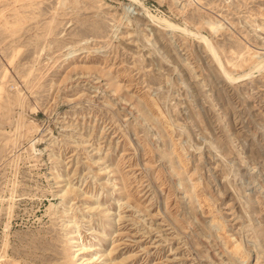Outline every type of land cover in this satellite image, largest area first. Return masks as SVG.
Masks as SVG:
<instances>
[{"label":"rangeland","instance_id":"1","mask_svg":"<svg viewBox=\"0 0 264 264\" xmlns=\"http://www.w3.org/2000/svg\"><path fill=\"white\" fill-rule=\"evenodd\" d=\"M255 51L264 0H0V264H264Z\"/></svg>","mask_w":264,"mask_h":264},{"label":"bare ground","instance_id":"2","mask_svg":"<svg viewBox=\"0 0 264 264\" xmlns=\"http://www.w3.org/2000/svg\"><path fill=\"white\" fill-rule=\"evenodd\" d=\"M61 1V0H60ZM61 4V3H60ZM147 11V14L149 15V20L153 21V22H156L158 23V25L162 26L163 28H172V29H175V30H181L183 31L184 33L186 34H190V35H194L196 37H199V39H202L204 41V43L209 47L210 49V52H212V54L214 55V57L217 59V61H219V55H217V51H215L216 49L213 48V46L211 45L210 41L208 40V38L205 36V35H202L200 32H193L187 25H184V26H180L178 24H176L175 22L169 20L168 18H166L165 16H162V15H156V14H153L151 12H149L147 10V8L145 9ZM210 18V17H209ZM204 19V18H203ZM211 19V18H210ZM215 20V19H214ZM5 21V20H4ZM217 22V20H216ZM216 22L212 21V20H204V23L212 30V31H217V29L219 28V24H217ZM221 27V26H220ZM82 48V47H81ZM255 49V48H254ZM245 50V49H244ZM209 51V50H208ZM258 51V49H257ZM256 52V51H255ZM68 53V52H67ZM241 55V54H240ZM250 58H254L255 62L253 64V68L256 69L254 70L257 71V70H260V68L264 67V54L263 52L261 53H252V55L250 56ZM221 62V61H219ZM222 64V63H221ZM263 69V68H262ZM222 70L224 73H226L227 75V78L229 79H232L233 76L225 69V67H223L222 65ZM253 71V70H252ZM41 73V72H40ZM249 74V73H248ZM41 75V74H40ZM142 107V105H139V107ZM157 107V105H156ZM159 108V106H158ZM159 110V109H158ZM149 112V111H148ZM142 116V115H141ZM149 116V115H148ZM151 119V118H150ZM149 119V120H150ZM165 150H163L164 152ZM168 153V152H167ZM166 153V154H167ZM66 208V207H64ZM57 210V209H56ZM62 213L65 214L66 211L65 210H62ZM64 218V217H63ZM65 219V218H64ZM66 225H69V230L67 231V234H68V239H71L70 241V247L71 248H74L73 250L74 251H80V250H84V249H87L88 248V251H91L93 250L92 247H86L84 245H81L79 242H78V237L76 236V229L74 228V224L72 223L71 219L68 218L66 219ZM259 224V223H258ZM239 243L237 242V245ZM97 247V246H96ZM238 247V246H236ZM246 250V249H245ZM97 252V251H96ZM246 252V251H245ZM247 254V252H246ZM89 258H92V257H89ZM88 258V259H89Z\"/></svg>","mask_w":264,"mask_h":264}]
</instances>
